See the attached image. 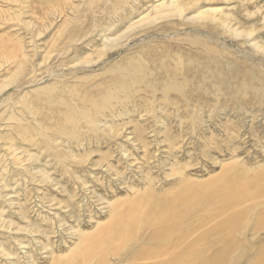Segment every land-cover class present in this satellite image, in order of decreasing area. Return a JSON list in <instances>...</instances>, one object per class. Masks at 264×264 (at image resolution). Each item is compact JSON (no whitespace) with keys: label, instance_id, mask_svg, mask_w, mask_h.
Listing matches in <instances>:
<instances>
[{"label":"rangeland","instance_id":"374dc122","mask_svg":"<svg viewBox=\"0 0 264 264\" xmlns=\"http://www.w3.org/2000/svg\"><path fill=\"white\" fill-rule=\"evenodd\" d=\"M163 1L0 0V264L264 247V0H174L104 46Z\"/></svg>","mask_w":264,"mask_h":264},{"label":"bare ground","instance_id":"6f19581e","mask_svg":"<svg viewBox=\"0 0 264 264\" xmlns=\"http://www.w3.org/2000/svg\"><path fill=\"white\" fill-rule=\"evenodd\" d=\"M93 2V1H92ZM184 6H181L179 3H177V2H175L174 0H170V2L169 3H167L166 4V0H164L163 2H161L158 6H154V10L157 12V13H155V15H152V13H149V15H147L146 14V16H144V17H142V18H140V20L137 22V23H135V24H132V25H130V26H128V28H126V30L124 31V32H122L121 34H118V35H112V36H109V37H106V40L104 41V43H105V47H114L115 45H117V43L123 38V37H126V36H129L130 34H132L133 33V31L135 30V29H137V27L138 26H140V25H142L144 22L145 23H147V24H150V23H152V22H154L155 20H157L159 17H162L163 18V16H166L167 17V15H169L170 16V14L171 15H182L183 14V12H184V8H183ZM156 8V9H155ZM159 8V9H158ZM186 10V9H185ZM218 11V10H217ZM206 11L205 10H202V11H199V12H197L196 13V15H199V16H202V15H204V14H206L205 13ZM214 12H216V10L214 11ZM154 13V12H153ZM151 14V15H150ZM168 16V17H169ZM217 17V16H216ZM210 18V17H209ZM208 18V19H209ZM211 18H215V17H211ZM210 18V19H211ZM217 19V18H216ZM211 20H213V19H211ZM137 21V20H136ZM223 21V20H222ZM222 21H221V23H222ZM215 22V21H214ZM132 23V22H131ZM144 23V24H145ZM224 25H227L226 23H225V20H224ZM143 24V25H144ZM146 26V25H145ZM143 27V26H142ZM229 27V26H228ZM230 28V27H229ZM232 29H234V28H232ZM146 31V30H145ZM234 31H235V33L237 34V35H242V33L243 32H238V31H236L235 29H234ZM144 32V31H143ZM246 34H247V32H246ZM244 35H245V33H244ZM255 44H257V43H255ZM259 47H261L260 45H258ZM260 221V220H259ZM259 227V226H258ZM259 229H260V227H259ZM214 232V231H213ZM259 233H258V231H254L253 232V235L252 236H257ZM236 235V234H235ZM82 236V235H81ZM233 241V240H232ZM231 241V242H232ZM257 241V240H256ZM255 241V242H256ZM222 242V241H221ZM225 242H227L226 240H225ZM231 242L229 243V244H231ZM235 242V241H234ZM245 242H247V241H245ZM251 242V241H250ZM254 242V243H255ZM182 243H183V241L182 240H180L179 241V243H177L178 244V246H180V245H182ZM217 243V242H216ZM240 243V242H239ZM238 243V244H239ZM243 243V242H242ZM241 243V244H242ZM247 243H249V242H247ZM176 244V243H175ZM177 244H176V246H177ZM213 245L215 244V243H212ZM229 244L227 245V244H223V245H227V247L229 246ZM237 244V245H238ZM237 245H235L236 247H237ZM240 245V244H239ZM246 245V244H245ZM249 245V244H248ZM258 245V244H257ZM259 245H260V243H259ZM258 245V246H259ZM174 246V245H173ZM190 246H191V243H189V246H188V249L190 248ZM215 246V245H214ZM218 246V245H217ZM216 246V247H217ZM242 246V245H241ZM263 245L261 244V246H259L260 248H262L261 250H259L258 252H256V254L255 255H253L252 257H254L255 259H252V260H250V258L251 257H247L248 258V264H264V247H262ZM171 247V246H170ZM249 247H253V246H245V247H243L242 248V250L244 251V250H247L248 252H249V250H250V248ZM257 247V246H256ZM258 247V248H259ZM157 248V247H156ZM219 248H221V246L219 247ZM218 248V249H219ZM237 248H239V246L237 247ZM227 249V248H226ZM225 249V250H226ZM229 249V248H228ZM231 249V248H230ZM230 249L229 250H226V251H230ZM185 250H187V249H184V250H182L183 251V253L185 254ZM155 251V250H154ZM189 251H190V249H189ZM200 251L201 252H203V250H201V248H200ZM199 251V252H200ZM188 250L186 251V254H188V255H186L187 257H189L190 256V253H191V251H190V253L188 252ZM199 252H196V253H199ZM231 252H233V251H231ZM245 252V251H244ZM153 253V252H152ZM182 253V252H181ZM181 253H179L178 255L180 256L181 255ZM196 253H194V254H196ZM215 254L216 253H221V252H217V251H215L214 252ZM219 254H217L218 256H213V258H210L209 260L208 259H206V260H204L202 263L200 262V261H198V259H197V261L198 262H195V264H231L232 262H233V260H231L230 258H229V255L227 256L226 255V257L225 256H223V255H221L220 254V256H219ZM225 254V253H224ZM229 254V253H228ZM193 254L191 253V256H192ZM241 255V254H240ZM147 256H149V255H147V254H144V256H142L141 255V257L140 256H138V257H135V258H133L134 260V263H132V264H166L165 262H164V258H163V260L162 259H159V255L158 256H150V257H147ZM190 256V257H191ZM194 257H195V255H193ZM204 256V255H203ZM247 256H248V254H247ZM119 257H121V256H119ZM169 257V256H168ZM167 257V258H168ZM200 257V256H199ZM198 257V258H199ZM144 258H147L146 260H144V261H142L143 263H139L138 261H140V260H138V259H141V260H143ZM192 258V257H191ZM240 258H241V256H240ZM240 258L238 259V261L240 260ZM246 258V259H247ZM137 259V260H136ZM150 259H153V260H151V261H149ZM172 260L173 259V257H170L169 258V260ZM199 259H201V258H199ZM205 259V258H204ZM225 259V261H223ZM168 260V259H167ZM187 260V259H186ZM188 260H190L191 261V259H188ZM133 261H131V262H133ZM194 261V260H193ZM196 261V260H195ZM232 261V262H231ZM237 261V262H238ZM241 261V260H240ZM239 261V262H240ZM246 262V260H243V262ZM238 262V264H240ZM170 264V263H169Z\"/></svg>","mask_w":264,"mask_h":264}]
</instances>
